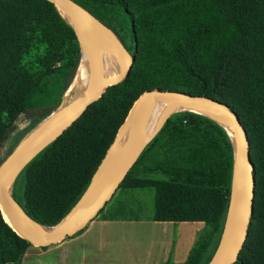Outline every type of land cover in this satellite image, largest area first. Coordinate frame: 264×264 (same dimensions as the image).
Here are the masks:
<instances>
[{
    "label": "trees",
    "instance_id": "16d2710c",
    "mask_svg": "<svg viewBox=\"0 0 264 264\" xmlns=\"http://www.w3.org/2000/svg\"><path fill=\"white\" fill-rule=\"evenodd\" d=\"M72 1L118 36L133 65L24 168L12 190L16 202L35 222L59 224L90 187L139 96L177 87L228 103L247 129L254 212L234 264H264V0ZM62 14L47 0H0V165L61 107L77 74L82 50ZM171 115L122 184L155 190L154 220L206 222L186 263L202 264L223 231L234 147L216 121L189 111ZM139 172L145 175L134 179ZM30 246L0 211V264H18Z\"/></svg>",
    "mask_w": 264,
    "mask_h": 264
},
{
    "label": "water",
    "instance_id": "95a60500",
    "mask_svg": "<svg viewBox=\"0 0 264 264\" xmlns=\"http://www.w3.org/2000/svg\"><path fill=\"white\" fill-rule=\"evenodd\" d=\"M47 1L55 5L61 14V9H63L72 21L70 22L62 14L74 28L82 52L84 49L87 53L96 88L91 94L77 98L64 110L57 113L54 118L48 120L53 114L52 113L39 125L40 129L37 132L34 133L32 131L2 162L0 165V211L2 215L7 217L8 222L5 221L3 217L4 221L21 238L25 239L33 246L40 247L59 243L67 237L83 230L113 197L145 147L156 137L155 136L151 141L149 140L150 142L148 141L145 145L141 146V134L149 102L153 99H159L166 103L187 106L201 112L194 113L204 115L219 123L228 132L230 137L231 135L225 124L232 128L235 133V140L231 137L234 147V158L229 204L218 246L209 263L234 264L246 241L254 212L256 186L254 176L255 167L250 156L248 132L240 116L228 103L209 96L160 89L143 92L132 106L126 121L119 129L113 144L99 167L100 169L106 163L123 136L126 128L131 126L128 147L119 162L102 182L97 195L92 200L85 203L83 199L87 194V190L77 205L59 224L52 226L53 229L49 233H43L30 224L35 223L41 225L32 220L24 212L12 195L13 186L19 172L22 171V169L43 149L59 138L64 131L85 113L91 104L98 101L103 96L109 87L124 80L129 74L134 61L133 55L125 48L117 35L100 23L82 5L72 0ZM89 18L94 19L116 38L123 50L124 57L129 61L127 70L119 79L110 82H105L103 80L100 61L88 37ZM167 120L157 129V134L162 130ZM219 120L221 122H219ZM223 122L225 124H223ZM10 183H12V190L8 192L7 187Z\"/></svg>",
    "mask_w": 264,
    "mask_h": 264
},
{
    "label": "crops",
    "instance_id": "0c3cea01",
    "mask_svg": "<svg viewBox=\"0 0 264 264\" xmlns=\"http://www.w3.org/2000/svg\"><path fill=\"white\" fill-rule=\"evenodd\" d=\"M204 221L94 219L50 246H30L18 264H186Z\"/></svg>",
    "mask_w": 264,
    "mask_h": 264
},
{
    "label": "bare ground",
    "instance_id": "6f19581e",
    "mask_svg": "<svg viewBox=\"0 0 264 264\" xmlns=\"http://www.w3.org/2000/svg\"><path fill=\"white\" fill-rule=\"evenodd\" d=\"M61 12L70 22H72L63 9H61ZM88 37L100 61L103 80L105 82H110L119 79L127 70L129 61L124 57L123 50L118 44L116 38L107 29L99 25L98 22L91 18H89ZM74 86H80L82 87V89L84 87V90L80 97L91 94L96 88L92 77L90 62L84 49L82 52L80 65L77 74L75 75V78L72 82L71 88H73ZM181 111L201 113L187 106L174 105L160 101L159 99L151 100L148 105L146 119L141 134V146L146 144L153 132L157 130V128L167 119V117H169L173 113ZM219 122L221 121L219 120ZM223 124L225 123L223 122ZM225 126L227 127L233 140H235V133L233 129L226 124ZM39 129L40 126L38 125L33 130L34 133ZM130 135L131 126H128L123 136L114 148L109 159L95 174L93 182L90 185L87 194L83 199V202L86 203L92 200L97 195L102 182L105 180V178L125 153L130 141ZM7 190L8 192H11L12 183L8 184ZM3 217L5 221L8 222L7 217L5 215H3ZM30 224H32L34 228L40 230L43 233H49L53 229L52 227L45 225H38L35 223Z\"/></svg>",
    "mask_w": 264,
    "mask_h": 264
},
{
    "label": "rangeland",
    "instance_id": "374dc122",
    "mask_svg": "<svg viewBox=\"0 0 264 264\" xmlns=\"http://www.w3.org/2000/svg\"><path fill=\"white\" fill-rule=\"evenodd\" d=\"M133 39H134V36H132V38H129L127 41H128V43H129V45L131 47L132 52L134 53L135 52V49H134L133 42H132ZM125 48H126V46H125ZM121 82H119L118 84H120ZM60 83L61 82H59L58 84H56V86L53 89V93H56L60 89V87H61V84ZM70 88L68 90H66L64 92V94H63V99H62V105H61V107L55 113H53L49 117L48 120H51V118H54L55 115H57V113H60L70 103H72L74 100H76L77 98H79L81 96L83 90H84V87L82 89V87H80V86H74L73 88H71V90H70ZM155 89H160V90H175V91H181L182 90V89L177 88V87H174V88H155ZM126 119H125V121H126ZM155 132H153V134ZM157 132L154 135L152 134L153 137L151 135L152 138L151 137H150L151 139L149 138L150 141L155 136L158 135ZM24 168L22 169V171L24 170ZM22 171L19 172L18 176L21 174ZM142 175H145V174H142V173L139 172L138 174L136 173L133 178L134 179H141L140 177ZM18 176H17V178H18ZM156 176L157 175L154 174V177H156ZM122 185H123V187H119L117 189V191L115 192V194L113 195V197L108 201V203L105 205V207L102 210L99 211V213L97 214V216L94 219H104L107 216H118V217H121V218H154V216H155V213H154L155 190L153 188H145V189H134V188H130L128 186V182H126L125 184H122ZM214 251H216L215 250V242L212 243L210 245V247L207 249V251L203 253L204 260L202 261V264H209L210 263L213 255H214ZM209 257H211L210 260H209Z\"/></svg>",
    "mask_w": 264,
    "mask_h": 264
}]
</instances>
